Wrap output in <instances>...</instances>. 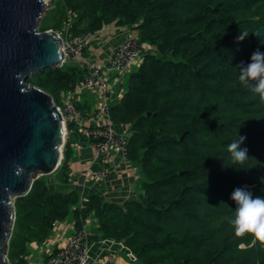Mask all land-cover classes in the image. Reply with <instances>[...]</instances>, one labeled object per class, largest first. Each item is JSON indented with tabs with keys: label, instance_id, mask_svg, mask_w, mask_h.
<instances>
[{
	"label": "trees",
	"instance_id": "trees-1",
	"mask_svg": "<svg viewBox=\"0 0 264 264\" xmlns=\"http://www.w3.org/2000/svg\"><path fill=\"white\" fill-rule=\"evenodd\" d=\"M252 18L239 22L242 18ZM49 20H48V19ZM41 30L97 32L107 24L137 30L145 46L125 91L111 102L114 125L126 126L128 159L142 174L141 194L122 204L69 187V145L54 172L14 200L9 264H25L28 243L45 241L55 224L72 216L75 227L92 216L91 242H122L136 264H264V243L236 235L231 193L244 187L264 195V104L239 67L264 51V0H58ZM240 32L248 36L237 41ZM77 65L35 73L27 82L49 93L81 77ZM149 113V115H148ZM245 136L251 167L235 169L227 145ZM50 175V174H49Z\"/></svg>",
	"mask_w": 264,
	"mask_h": 264
},
{
	"label": "water",
	"instance_id": "water-1",
	"mask_svg": "<svg viewBox=\"0 0 264 264\" xmlns=\"http://www.w3.org/2000/svg\"><path fill=\"white\" fill-rule=\"evenodd\" d=\"M48 4L0 0V264H9L15 198L54 172L62 158V120L53 97L26 81L62 65L60 38L37 27ZM249 19L255 17L238 21ZM255 34L264 36V26Z\"/></svg>",
	"mask_w": 264,
	"mask_h": 264
},
{
	"label": "built area",
	"instance_id": "built-area-1",
	"mask_svg": "<svg viewBox=\"0 0 264 264\" xmlns=\"http://www.w3.org/2000/svg\"><path fill=\"white\" fill-rule=\"evenodd\" d=\"M54 31L61 40L62 65L72 61L82 71L77 81L66 91H61L59 102H54L62 120V146L71 144L77 147L71 141L74 135L86 139L94 152V159L100 164V170L92 171L87 179L99 185L108 175V158L105 155L119 154L128 159V133L116 131L110 118L112 92L109 75L122 74L131 66L140 65L144 58L145 46L138 37L128 35L114 47L104 63H97L81 57L83 49L94 35L93 32L71 35L67 29ZM83 91L94 96L96 104L93 110L85 111L78 105ZM84 201L81 197L80 208L84 207ZM92 235L91 230L75 228L67 239L39 264H114L110 255H101L92 262L88 261Z\"/></svg>",
	"mask_w": 264,
	"mask_h": 264
},
{
	"label": "crops",
	"instance_id": "crops-1",
	"mask_svg": "<svg viewBox=\"0 0 264 264\" xmlns=\"http://www.w3.org/2000/svg\"><path fill=\"white\" fill-rule=\"evenodd\" d=\"M136 36L137 31L133 28L119 26L114 23L107 24L95 32L83 49L81 57L104 63L114 47L117 46L126 36ZM69 63V62H68ZM71 65H75L71 61ZM135 66H131L122 74L109 75L111 83V102L121 98L125 91L126 78ZM96 100L93 95L83 91L79 97L78 105L85 111L95 108ZM119 132H126V126L114 125ZM71 141L76 146L69 144L71 159L69 161V187L75 190L80 197L87 194L99 195L103 200L122 204L124 201L138 197L141 190L142 174L137 165L131 160L121 157L119 154L105 155L108 158L106 163L108 175L99 184L91 183L87 178L92 171H99V161L94 159V152L86 139L79 136H72ZM63 157V154H62ZM50 189L61 187L56 179L48 182ZM96 220L88 216L83 220L81 227L94 231ZM80 227V228H81ZM75 221L72 216L55 224L50 236L43 242L31 241L28 243V254L25 256V264H39L49 253L54 252L73 232ZM101 255L113 257L114 264H136L131 251L122 243L109 239L96 240L88 249V261L92 262Z\"/></svg>",
	"mask_w": 264,
	"mask_h": 264
},
{
	"label": "clouds",
	"instance_id": "clouds-1",
	"mask_svg": "<svg viewBox=\"0 0 264 264\" xmlns=\"http://www.w3.org/2000/svg\"><path fill=\"white\" fill-rule=\"evenodd\" d=\"M247 36L248 33L240 32L236 40L242 41ZM238 79L241 84L250 85V91L258 94L259 101L264 104V51L257 49L250 62L239 67ZM245 139V136H237L227 145L229 159L235 169L254 167L248 164L254 158L249 156L246 147H241ZM261 181L264 182V177ZM231 199L235 202L234 216L230 221L234 233L238 236L251 234L264 243V195H254L247 188L237 187L231 193Z\"/></svg>",
	"mask_w": 264,
	"mask_h": 264
},
{
	"label": "rangeland",
	"instance_id": "rangeland-1",
	"mask_svg": "<svg viewBox=\"0 0 264 264\" xmlns=\"http://www.w3.org/2000/svg\"><path fill=\"white\" fill-rule=\"evenodd\" d=\"M48 6H47V8H46V10H45V12H44V14H43V16H42V18H41V20H40V22H39V24H38V30L39 31H46V30H41L40 28H41V22H43L47 17H48V14H49V12H52L53 10H55L56 8H57V3H58V0H48ZM48 19V18H47ZM49 20V19H48ZM135 31H137L136 29H134ZM67 63V65L68 64H70L71 63V61L68 63V62H66ZM33 78H34V76H33ZM63 146H61V153H63ZM53 178V176L50 174V175H46L45 176V179L50 183V181H51V179Z\"/></svg>",
	"mask_w": 264,
	"mask_h": 264
}]
</instances>
